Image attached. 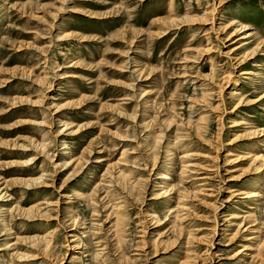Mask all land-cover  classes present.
Segmentation results:
<instances>
[{
	"label": "rangeland",
	"instance_id": "rangeland-1",
	"mask_svg": "<svg viewBox=\"0 0 264 264\" xmlns=\"http://www.w3.org/2000/svg\"><path fill=\"white\" fill-rule=\"evenodd\" d=\"M0 264H264V0H0Z\"/></svg>",
	"mask_w": 264,
	"mask_h": 264
},
{
	"label": "bare ground",
	"instance_id": "bare-ground-1",
	"mask_svg": "<svg viewBox=\"0 0 264 264\" xmlns=\"http://www.w3.org/2000/svg\"><path fill=\"white\" fill-rule=\"evenodd\" d=\"M252 36V34H249V35H247V37H251ZM246 38V37H245ZM244 74H249V73H244ZM161 179H168V177L167 176H165V175H163V177L161 178ZM37 181V180H36Z\"/></svg>",
	"mask_w": 264,
	"mask_h": 264
}]
</instances>
